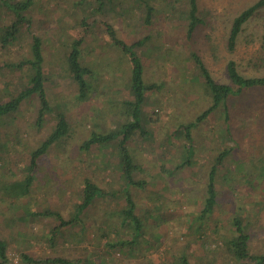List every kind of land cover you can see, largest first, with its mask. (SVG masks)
<instances>
[{"label": "rangeland", "instance_id": "obj_1", "mask_svg": "<svg viewBox=\"0 0 264 264\" xmlns=\"http://www.w3.org/2000/svg\"><path fill=\"white\" fill-rule=\"evenodd\" d=\"M32 1L26 13L30 29L21 27L15 42L0 47V102L27 85L30 71L12 65L30 57L31 35H36L42 42L44 88L53 112L37 127L34 95L0 122V238L7 246L6 264H28L23 256L36 261L87 259L94 264H181V257L189 264H238L225 248L226 240L235 236L234 216L246 223L249 252L264 254V89L245 88L230 96L227 114L222 107L215 109L190 129L191 140L178 130L211 104L190 56L192 50L216 82L234 91L237 86L225 68L228 60L235 61L244 77L264 75V8L244 24L234 51L229 52L226 39L233 18L256 0H197L208 22L189 42L184 40L185 0H145L154 9L149 24L144 5L137 0ZM13 20L0 6V27ZM106 26L126 43L150 37L134 50L143 66L144 82L157 85L145 92L142 107L151 137L134 133L128 143L134 162L143 166L134 178L147 184L143 189L130 187L143 227L141 235L122 249L110 246L133 239L122 224L124 184L117 141L93 146L88 152L78 148L91 133L119 129L125 121L120 104L131 98L130 57L112 42ZM79 39L80 62L91 71L85 97L79 96L67 73L69 45ZM56 109L66 117L67 134L38 159L34 181L23 196L21 189L12 190L10 185L23 182L27 153L51 132ZM188 145L193 153L182 165ZM226 149L214 178L213 213L199 220L210 167ZM85 178L107 196L96 199L78 221L52 238L59 222L41 213L49 210L65 221L72 219ZM249 178L251 184L245 182Z\"/></svg>", "mask_w": 264, "mask_h": 264}, {"label": "trees", "instance_id": "obj_2", "mask_svg": "<svg viewBox=\"0 0 264 264\" xmlns=\"http://www.w3.org/2000/svg\"><path fill=\"white\" fill-rule=\"evenodd\" d=\"M111 1V0H108ZM144 5L146 12L145 23L149 24L152 19V13L154 11L153 7L149 5L145 0H137ZM32 0H0V6H2L7 13H9L14 20L11 21L9 25L4 27V24L0 27V47H6L10 43L15 42L18 39L19 30L22 27H26L27 30L30 29L29 19L26 16L27 11L32 5ZM187 10L186 18L188 20V26L185 33L184 40L189 42L191 40H196V36L201 32L208 19L203 16V14L198 9L197 0H185ZM264 8V0H256L253 4L249 5L243 9L237 16H235L231 22L229 33L226 39V49L229 52H233L235 49L236 41L243 30L244 24L259 10ZM106 32L112 42L119 46L128 56L130 57V62L132 64V71L130 75V85L129 90L131 98L129 100H123L120 104L121 112L125 117V121L119 129L111 130L107 133H91L90 137L79 145L80 151L88 152L93 146L104 147L114 141H117V162L120 167V176L123 180V186L121 192L125 202V208L122 210V224L126 226L127 229L131 231L133 236L132 240H118L115 243H111L110 246H117L119 249L123 247H128L137 236L142 233L143 223L140 218L135 214V203L130 191L131 186H136L137 188H145L146 182L143 180H135L134 174L141 171L143 166L141 164H136L134 162V157L131 150L128 147V143L134 133H137L140 138L146 139L151 137V132L144 125L142 120V107L145 103V92L151 91L157 87L156 84H146L143 80V66L140 58L135 52L136 47L142 46L147 40H149L148 35L138 39L137 41L126 43L125 41L119 39L116 36L115 30L111 26H106ZM82 40H74L69 45V51L67 55V73L71 82H73L77 89L80 97H85L87 95L89 84L88 75L91 73L87 66L82 65L80 62V46ZM192 61L196 64L199 73L203 79L205 88L208 95L211 98V104L203 110L196 118L185 124L179 125V129L184 130V138L191 140L190 129L195 127L197 124L203 122L215 109L222 107L227 114L228 106L227 100L230 96H233L241 89H251L260 87L264 89V75L261 77H244L237 71L236 63L234 60H228L226 63V73L228 79L232 85L237 86V90L234 91L232 86L228 84L218 83L212 77L209 69L207 68L202 57L195 51L192 50L190 53ZM43 56H42V42L41 39L36 35H31L30 41V57L24 58L18 63L12 65L13 68L18 70L28 69L30 73L28 74L27 85L21 91L14 94L10 100L6 102H0V122L5 116L13 115L16 113L26 99L36 96L38 100V107L36 112L35 125L40 127L43 123L44 117L53 112V108L50 106L49 100L46 95L44 88V75H43ZM55 118L56 122L51 132L42 140V142L36 147L31 149L27 153V164L25 170V176L22 179L23 186L20 188L14 185L18 184V181L11 183L10 188L12 190H22L21 195L25 196L28 194L31 185L34 181L33 173L37 166V161L42 156H44L53 145L58 144L68 131V122L65 115L60 109H56ZM182 127V128H181ZM175 131L174 133H176ZM229 150L222 151L215 159L214 164L210 167L209 173L207 175L206 183V196L204 200V205L200 211L197 219L204 221L209 218L214 210L217 202L216 190H215V174L218 166H221L226 153ZM192 146L188 145L185 149V160L182 165L188 163L191 157ZM241 164V163H240ZM161 169H164L161 165ZM264 173V170H263ZM251 184V179L245 181ZM19 188V189H18ZM82 197L81 201L75 205L74 217L68 221L62 219L59 213L46 210L41 214L43 216H51L55 218L59 225L53 230L52 238L58 236L59 229L73 224L78 221L79 216L96 200L99 198H104L107 193L101 190L91 179L85 178L82 186ZM113 194V193H111ZM235 236L231 239L226 240L225 248L231 257L238 264H264V254H251L249 252V241L250 235L245 229V224L243 219L238 216H234L231 221ZM6 242L3 238H0V264H6ZM24 262L28 264H94L89 260H76V261H66L63 259H50L46 261H36L23 256ZM181 264H189L185 257H181Z\"/></svg>", "mask_w": 264, "mask_h": 264}]
</instances>
